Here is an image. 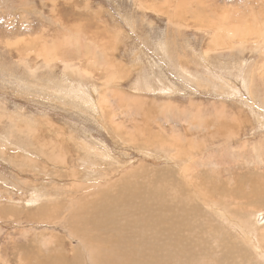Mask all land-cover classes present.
Listing matches in <instances>:
<instances>
[{"label":"rangeland","instance_id":"1","mask_svg":"<svg viewBox=\"0 0 264 264\" xmlns=\"http://www.w3.org/2000/svg\"><path fill=\"white\" fill-rule=\"evenodd\" d=\"M263 186L264 0H0V264H264Z\"/></svg>","mask_w":264,"mask_h":264},{"label":"bare ground","instance_id":"2","mask_svg":"<svg viewBox=\"0 0 264 264\" xmlns=\"http://www.w3.org/2000/svg\"><path fill=\"white\" fill-rule=\"evenodd\" d=\"M177 1V0H176ZM134 2V1H133ZM190 6V5H189ZM112 13V12H111ZM179 19V18H178ZM181 21V18H180ZM176 26V25H175ZM129 29V28H128ZM168 30V29H167ZM133 31V30H132ZM14 42V41H13ZM105 47V46H104ZM46 48V47H45ZM33 52V51H32ZM115 53V52H114ZM166 54V53H165ZM114 57V56H113ZM109 68V67H108ZM148 80V79H147ZM241 81V80H238ZM146 84V83H145ZM151 86V85H150ZM168 88V87H167ZM148 100V98L146 99ZM119 108V107H118ZM143 108V107H142ZM139 110V109H138ZM136 112V111H135ZM140 114V113H139ZM235 118V117H234ZM119 127V126H118ZM228 127V126H227ZM234 131V129H232ZM227 136V135H226ZM230 137V136H229ZM62 154V153H61ZM70 175V174H69ZM215 192L218 196H223L226 199H233L235 200H250L251 196H254V194H260V196H264V186L261 188H255V193L249 194L242 197H234L232 194H230L228 191L222 189V188H216ZM152 196V195H151ZM178 199V198H177ZM197 199V198H196ZM184 203V202H183ZM254 205V204H253ZM251 208V207H249ZM223 209V208H221ZM170 213L168 216L174 215L173 209H170ZM224 210V209H223ZM228 211V210H225ZM168 213V212H167ZM165 213V214H167ZM263 214V213H262ZM259 217L260 222L264 219V215ZM232 215V214H231ZM238 215V214H237ZM235 217V216H234ZM237 218V217H236ZM238 219V218H237ZM257 220V219H256ZM166 224H168V219L165 221ZM169 226V225H168ZM179 237H181V234L185 236L184 238L186 239L185 232H175ZM250 233V232H249ZM251 234V233H250ZM151 236H156L150 233ZM182 236V237H183ZM261 236V235H260ZM169 240L172 243L171 247H175L179 250V259L177 260H172L171 258V253H169L164 259L160 260L158 259V256L156 255L155 258L158 259L156 260L155 258H151V254H149L147 257L142 256L140 250L138 248H133L131 244H128L130 246H125L124 243L121 241H115L111 244H108L111 239H105L101 240L102 238H94L92 241L89 240L90 238L88 237L87 239H83L87 241V244H84L85 246V253L87 254V260L89 264H198L195 262H189L187 259L183 258V253L182 251L178 248L179 243L177 240L172 238V236H168ZM113 240V239H112ZM94 243L97 246H89V243ZM83 245V244H82ZM83 246V247H84ZM167 246V245H166ZM130 248V249H129ZM137 251V253L134 255L133 252ZM152 251V250H151ZM158 251V250H156ZM155 251V252H156ZM70 252V251H69ZM150 252V251H148ZM147 253V252H146ZM75 254V253H74ZM153 254V253H152ZM72 257V256H71ZM77 257V256H76ZM75 258V257H74ZM138 258H141L140 260ZM86 261V260H85ZM138 262V263H137Z\"/></svg>","mask_w":264,"mask_h":264}]
</instances>
